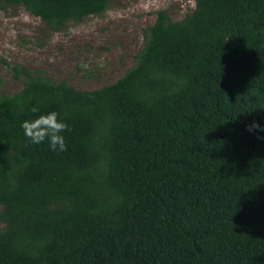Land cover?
Returning <instances> with one entry per match:
<instances>
[{
	"label": "trees",
	"instance_id": "16d2710c",
	"mask_svg": "<svg viewBox=\"0 0 264 264\" xmlns=\"http://www.w3.org/2000/svg\"><path fill=\"white\" fill-rule=\"evenodd\" d=\"M0 5L58 30L109 0ZM144 36L89 91L10 67L25 78L0 96V264H264V0L160 10ZM52 111L66 151L21 128Z\"/></svg>",
	"mask_w": 264,
	"mask_h": 264
},
{
	"label": "rangeland",
	"instance_id": "374dc122",
	"mask_svg": "<svg viewBox=\"0 0 264 264\" xmlns=\"http://www.w3.org/2000/svg\"><path fill=\"white\" fill-rule=\"evenodd\" d=\"M194 8L195 0H109L102 14L52 30L22 5H0V96L22 87L14 65L80 90L112 83L134 64L160 10L179 21Z\"/></svg>",
	"mask_w": 264,
	"mask_h": 264
},
{
	"label": "clouds",
	"instance_id": "9594fccd",
	"mask_svg": "<svg viewBox=\"0 0 264 264\" xmlns=\"http://www.w3.org/2000/svg\"><path fill=\"white\" fill-rule=\"evenodd\" d=\"M82 67H87L82 65ZM33 112H37L38 109L33 108ZM258 128L259 125L253 124L250 126ZM21 128L24 131L25 137L33 144H40L46 139L49 142V146L52 151H66L67 145L65 143L63 132L69 130L68 125L59 119V114L55 111L47 114H42L34 120H25L21 124Z\"/></svg>",
	"mask_w": 264,
	"mask_h": 264
}]
</instances>
